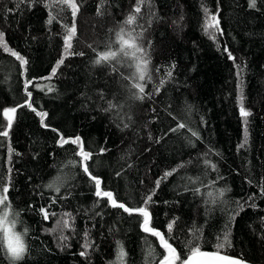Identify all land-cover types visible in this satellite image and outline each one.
<instances>
[{"label": "trees", "instance_id": "obj_1", "mask_svg": "<svg viewBox=\"0 0 264 264\" xmlns=\"http://www.w3.org/2000/svg\"><path fill=\"white\" fill-rule=\"evenodd\" d=\"M80 3L72 50L85 55L68 56L51 76L64 55L62 23L71 24V12L66 10L58 18L61 22L49 25L41 3L30 8L21 0H0V31L9 46L28 60L22 68L0 49V131L7 126L3 109L17 107L9 136H0V174L7 176V169L13 168L10 201L30 228V252L21 264H110L116 241L123 242L128 264H144L149 242L162 252L156 238L141 230L142 217L112 208L106 198L95 196L94 182L82 168L68 165L70 159H80L73 155L76 146L60 147L52 128L66 137H82L94 153L88 161L90 171L99 176L104 190L118 193L117 199L129 206L142 205L156 179L184 163L185 167L161 182L149 205L153 225L161 231L166 232L167 223L178 218L173 230L176 244L191 238L188 230L195 224L203 229L204 250H214L216 237L223 235L229 217L238 210L236 201L243 203L255 193V200L248 201L229 225L232 247L227 252L264 264V198L258 187L264 180V0H258L256 9L248 7V0H152L159 19L149 27L145 8V19L139 22L147 29L141 42L151 58L153 78L145 90L153 95L143 101L131 98L134 89L130 91V82L121 76L132 69L117 65L119 71L113 72L110 65L93 64V49L103 51L115 39V31L135 0H106L103 15L96 14L99 0ZM203 6L220 9L224 35H217L216 42L203 31ZM225 46L236 57L235 63L228 59ZM236 65L244 68V105L252 113L244 148H238L244 125L237 100ZM168 71L173 73L171 78L165 75ZM161 79L166 83L155 94ZM26 80L31 81L27 91L32 93L33 107L48 114V128L41 126L36 112L19 107L27 99ZM107 100L123 107L105 112ZM178 122H187L200 139L191 137L188 128L170 132ZM124 123L130 127L123 128ZM9 145L14 149L11 162ZM101 148L107 151L101 153ZM205 152L216 171L205 168ZM57 175L65 177L60 192L63 199L44 187ZM197 175L210 185L201 187L199 195L185 191V185H200L183 179ZM220 188L230 189L226 202L206 204V193ZM53 198L57 202L50 211L58 216L45 221L39 208L47 207ZM251 203L257 207H249ZM64 212L75 217V232L65 230L69 246L62 250L58 234H49L47 229L55 227ZM85 229L94 241L87 259L79 255ZM0 264H8L2 252Z\"/></svg>", "mask_w": 264, "mask_h": 264}, {"label": "snow or ice", "instance_id": "obj_2", "mask_svg": "<svg viewBox=\"0 0 264 264\" xmlns=\"http://www.w3.org/2000/svg\"><path fill=\"white\" fill-rule=\"evenodd\" d=\"M22 3H27L28 6L34 7L37 3H41L47 11V21L46 23L51 25L54 21L61 22L58 18L67 10L71 12V24L62 23L64 29V55L60 60L57 61L56 66L51 70V76H55L57 69L64 63V59L68 56L85 55L84 52H74L73 49V39L77 34V25L76 19L77 15L81 9L80 0H21ZM106 0H99L97 5L96 14L103 15L104 7ZM258 6V0H248V7L250 9H256ZM147 8V20L146 23L150 27L153 20H158L159 17L156 15L155 11L152 9V0H135V4L132 6L131 11L125 16L124 20L120 22L118 30L115 31V39L110 40V42L105 46L103 51L96 52V58L93 60L94 65H110L113 72H118L120 67H128L132 69L129 75L125 76L121 73V76L124 80L130 82L129 90L132 91L131 98L139 101H143L146 97L151 98L153 93H146V87L148 84L152 83V69L151 58L143 45L142 38L144 31L147 29L143 24L139 23L141 20L145 19V16L142 15L143 10ZM11 11V9H9ZM204 13V22L202 25L203 31L208 35L209 39L216 42L217 35H224V30L221 28V19H220V9L217 6L215 11H211L207 6H203ZM140 28L141 31L137 32L136 29ZM111 32L112 29H109ZM91 47V45H89ZM0 49L4 53L10 54L17 61H19L20 66L23 68L28 64V60L21 55L18 51L14 50L6 42L5 33L0 31ZM224 52L227 53L228 59L232 60L235 63L236 57L233 56L232 52L228 48L224 47ZM175 66L173 65V68ZM237 68V88H238V104H239V113L243 118V142L238 145V148H244L248 143V117L252 115L251 111L245 108L244 105V94H243V80L242 74L244 68L240 65H236ZM156 72H159L160 69L156 68ZM172 71H168L165 75L168 78L172 77ZM47 77V79H51ZM30 80L25 81V91L27 99L24 104L19 105V107L27 106L33 112L40 117L41 126L48 128L49 125L45 123V118L47 113L43 111H36V108L33 107L31 102L32 93L27 91ZM166 81L161 79L159 84L155 86V94H159L161 88H163ZM51 90V89H49ZM100 99L104 100L103 92L100 93ZM107 107L103 111L108 112L112 111L117 107H123V105H117L113 100L106 101ZM17 107H9L3 109V116L7 120V126L4 130L0 131V136L7 138L9 136V131L12 128L13 120ZM154 111V110H153ZM171 115V113H169ZM131 120V117H128ZM173 119H176L173 117ZM119 126V125H118ZM128 123L123 124V128H129ZM188 128V131L191 132V137H195L197 140L200 139L199 132L188 127L187 122H178L175 127L170 128V132H178L181 129ZM52 132L57 134L58 140L57 143L60 147L64 145L71 144L76 146V150L73 155L79 157L77 161L75 159H70L68 165L72 167L79 166L82 168L83 172L87 174L89 179L94 182L95 185V196L101 199H105L107 203L112 208L122 209L123 212L128 213L129 215L138 214L139 217H142L141 230L149 234L151 237L156 238L158 241V247L162 249L157 251V247L152 243H147L146 248V258L144 264H250L243 255L234 256L227 252V249L232 247L231 243V231L229 225L234 222L235 216L239 215L240 211L244 210L245 204L248 201H254L256 194H252L248 197L247 201L241 203L236 201L238 205V210L234 212L233 215L229 217V224L225 225V231L222 236L216 237L217 243L213 245L214 250H204L203 247V229L197 227L195 224L188 230L191 236L190 239L181 241L180 244H176V237L173 235L174 226L178 218L170 220L166 225V232L161 231L159 228L153 225V215L149 211V205L154 203L153 196L155 195L156 189L160 187L162 181L167 180L168 177L173 176L180 168L185 167L184 163L178 165L176 168L167 170L164 172L163 176L159 177L155 181V188L149 191V193L144 197L142 205H133L129 206L126 202H122L117 199L118 193H114L111 190H104L102 188V181L98 175H93L90 171L88 161H90L94 155L91 150L86 148V143L81 136L76 135L74 137H66L63 133L59 132L58 129L52 128ZM151 134H149V139H151ZM189 143H193L190 138ZM159 143V140L156 141ZM107 149L101 148L100 152L103 153ZM211 151V149H209ZM14 149L9 145L8 147V160L11 162ZM19 155V153H15ZM205 157L204 165L205 168H210L212 171L217 170V166L210 159H207L208 152L203 154ZM188 163H191L189 161ZM12 172L13 168L9 167L7 169V176L0 174V252L5 256L8 264H21L25 260L27 255L30 252V245L28 243L27 237L29 236L30 228L25 225L24 222L20 219V212L13 210V205L10 201V189L13 187L12 181ZM120 175V173H117ZM205 176L207 173L205 172ZM220 178V177H218ZM183 179H186L190 185H200L189 188L188 185H185V191H192L194 194H201V187H209V184H206L204 179L200 175L197 176H186ZM65 177L57 175L52 181L44 185L49 190L54 191L57 196L61 199L65 198L60 196L61 188L64 186ZM251 183V182H250ZM212 185L215 184V181L211 182ZM39 187V186H38ZM259 195L261 198H264V180L259 184ZM229 188H220L215 192L208 191L206 193L207 199L205 203H225L224 197ZM43 195V193H41ZM57 202L56 198L51 200V204L47 207L41 206L39 212L43 217V220L48 221L52 217H57L56 212L50 211L51 205ZM167 203V202H166ZM249 207H257L255 203L248 205ZM55 227L47 229L49 234H58L56 235L57 241L61 249L68 247L67 241L70 239L69 236L64 235L65 230L75 232V217L70 212H64L59 214V218L55 221ZM20 226V227H18ZM83 243L81 245L82 250L79 252L81 257L85 259L88 258L89 252L88 249L94 247V241L91 240L90 231L88 229L84 230L83 233ZM181 245L183 246L181 249ZM110 264H128V252L126 251L122 241H116V252L115 259L110 261Z\"/></svg>", "mask_w": 264, "mask_h": 264}, {"label": "water", "instance_id": "obj_3", "mask_svg": "<svg viewBox=\"0 0 264 264\" xmlns=\"http://www.w3.org/2000/svg\"><path fill=\"white\" fill-rule=\"evenodd\" d=\"M250 264H254V263L250 262Z\"/></svg>", "mask_w": 264, "mask_h": 264}]
</instances>
